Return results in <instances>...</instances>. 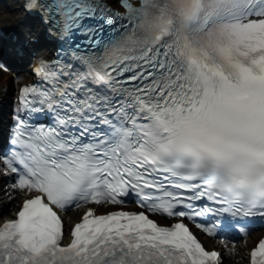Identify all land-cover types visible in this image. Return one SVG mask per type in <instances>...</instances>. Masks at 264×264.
<instances>
[{"label": "snow or ice", "instance_id": "1", "mask_svg": "<svg viewBox=\"0 0 264 264\" xmlns=\"http://www.w3.org/2000/svg\"><path fill=\"white\" fill-rule=\"evenodd\" d=\"M23 8L43 30L13 48L29 68L0 172L22 199L0 264H220L190 222L221 240L264 228V0ZM244 254L264 264V235Z\"/></svg>", "mask_w": 264, "mask_h": 264}, {"label": "bare ground", "instance_id": "2", "mask_svg": "<svg viewBox=\"0 0 264 264\" xmlns=\"http://www.w3.org/2000/svg\"><path fill=\"white\" fill-rule=\"evenodd\" d=\"M11 16H12V13H10V12L4 13V14L0 13V24L4 27H12L15 25L17 27L21 26L20 23L11 21V19H10ZM9 62H11V61H9ZM12 64H16V63H14L12 61ZM18 66H20V65H18ZM14 88H15V83H14L13 76H11L8 73H4L3 71L0 70V100H1L2 96H4V99H6V94L13 91ZM5 89H6V91H5ZM0 110H2V109H0ZM3 125H4V122H2L0 124L1 127ZM1 176H2L1 177L2 179L0 178V180L9 179L4 174H2ZM6 190L7 189L2 190V192H1V194H4L5 197H6V195H5ZM16 191H17V195L14 196L11 201H7V200L5 201V205L7 207L9 205H12V206L15 205L16 200L22 199L18 190H16ZM96 207L100 209V206H96ZM84 209H85V207L75 209V210H71V211L67 212L68 215L70 217H72V222L80 218V215ZM260 235H264V231L260 230V231H255L254 233H251L245 241V243L247 245L246 247L250 248V246L253 245L256 238L259 237ZM206 243L209 246H219L222 248V256L227 258L225 262L223 261L224 262L223 264H246L245 261L247 262V260H248L247 256L244 254V250L246 249V248H244L245 246L240 247V245L236 244V246L233 247L227 240H221V239L218 240V237L206 238ZM225 245H227L228 249H234V250L233 251H225Z\"/></svg>", "mask_w": 264, "mask_h": 264}, {"label": "rangeland", "instance_id": "3", "mask_svg": "<svg viewBox=\"0 0 264 264\" xmlns=\"http://www.w3.org/2000/svg\"><path fill=\"white\" fill-rule=\"evenodd\" d=\"M0 9H3V10L5 9L6 12H11L12 15H15L16 17H18L20 13L19 4L17 3L16 0H0ZM6 12L4 11L3 13H6ZM238 243L243 245L244 241H240Z\"/></svg>", "mask_w": 264, "mask_h": 264}]
</instances>
